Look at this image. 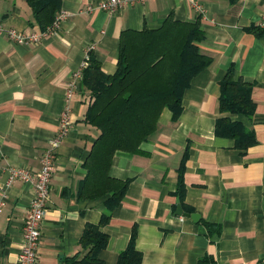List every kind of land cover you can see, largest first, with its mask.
I'll use <instances>...</instances> for the list:
<instances>
[{
	"label": "crops",
	"instance_id": "crops-1",
	"mask_svg": "<svg viewBox=\"0 0 264 264\" xmlns=\"http://www.w3.org/2000/svg\"><path fill=\"white\" fill-rule=\"evenodd\" d=\"M103 1L62 0L65 18L56 33L34 45L0 35V264H19L35 196L32 184L9 183L10 170L40 171L64 111L71 128L57 151L36 264L86 254L82 235L107 209L106 199L81 196L99 131L84 121L90 103L83 81L69 99L68 89L88 54L114 75L122 33L155 30L170 17L200 21V47L212 63L184 92L177 121L165 109L139 153L114 155L110 176L129 185L102 227L109 243L100 258L119 264L135 233L141 264H264V0H146L115 13L100 9ZM0 25L41 30L27 0H0ZM257 27L260 35L251 30ZM232 66L235 80L252 84L251 117L220 111L221 83ZM221 118L240 122L255 143L241 150L218 135ZM178 203L200 220L177 215Z\"/></svg>",
	"mask_w": 264,
	"mask_h": 264
},
{
	"label": "trees",
	"instance_id": "trees-1",
	"mask_svg": "<svg viewBox=\"0 0 264 264\" xmlns=\"http://www.w3.org/2000/svg\"><path fill=\"white\" fill-rule=\"evenodd\" d=\"M41 30L52 25L62 9V0H27ZM238 3L240 0H231ZM260 35V28L251 29ZM200 21L184 22L168 18L155 30H128L120 37L117 72L107 75L100 61L90 55L83 71V85L89 93V108L84 121L99 131L85 166L88 175L82 184V198L106 199V211L98 225H88L80 245L82 259H67L66 264H105L100 253L109 236L102 227L128 190L129 181L110 176L117 152L136 154L157 130L165 109L177 121L182 112L184 92L192 80L212 63L200 44L204 39ZM255 110L252 84L234 79L229 68L221 83L220 111L251 117ZM216 133L234 139L236 147L248 149L255 143L254 134L240 122L221 118ZM180 186L179 195L183 196ZM208 229L210 225L206 224ZM218 228L210 235L219 233ZM134 233L128 248L119 256V264H141L142 254L135 247ZM206 261L204 260V263Z\"/></svg>",
	"mask_w": 264,
	"mask_h": 264
},
{
	"label": "built area",
	"instance_id": "built-area-1",
	"mask_svg": "<svg viewBox=\"0 0 264 264\" xmlns=\"http://www.w3.org/2000/svg\"><path fill=\"white\" fill-rule=\"evenodd\" d=\"M145 1L146 0H104L99 8L110 13H115L125 6ZM90 10L93 9L90 8ZM64 18L65 15L60 12L53 24L48 26L45 30L29 33L18 31L14 28H6L0 25V35H7L12 42L17 44L34 45L40 42L44 37L56 33ZM89 58L90 55L88 54L82 69L76 74L75 80L70 84L67 93L68 99L72 96V93L76 88V81L83 80V71L88 66ZM70 128L71 122L67 111H64L60 117L58 133L49 141V147L43 156L42 166L39 172L33 173L25 169L10 170L9 183L15 179H21L25 183L32 184L35 189V196L30 204L24 223V245L19 255V264H36L38 261V251L42 238V225L51 196L52 179L56 170L57 151ZM1 208L2 202H0V211Z\"/></svg>",
	"mask_w": 264,
	"mask_h": 264
},
{
	"label": "water",
	"instance_id": "water-1",
	"mask_svg": "<svg viewBox=\"0 0 264 264\" xmlns=\"http://www.w3.org/2000/svg\"><path fill=\"white\" fill-rule=\"evenodd\" d=\"M177 215H180V216H186V217H189L191 218L194 222H198L200 220V215L198 214H187V213H184L183 209H182V206L180 203H178V206H177V212H176Z\"/></svg>",
	"mask_w": 264,
	"mask_h": 264
}]
</instances>
